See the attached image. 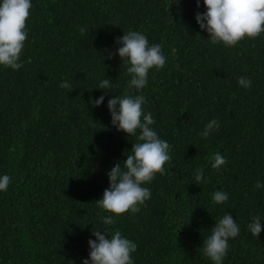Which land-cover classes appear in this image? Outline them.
<instances>
[{
  "label": "trees",
  "instance_id": "trees-1",
  "mask_svg": "<svg viewBox=\"0 0 264 264\" xmlns=\"http://www.w3.org/2000/svg\"><path fill=\"white\" fill-rule=\"evenodd\" d=\"M32 2L24 67H0V173L12 177L0 193V264H82L94 225L137 242L135 264H212L202 241L229 212L240 234L224 264H264V230L255 237L247 229L252 216L264 217V189L254 187L264 183V34L233 47L212 44L195 19L206 10L202 0L199 8L196 0ZM129 30L144 32L168 57L139 94L172 161L148 185L141 210L109 226L96 200L136 139L111 125L107 98L138 93L128 88L127 65L104 50ZM105 75L117 89L93 107ZM240 76L252 86L241 87ZM64 80L72 91L60 87ZM213 118L221 128L205 140L200 133ZM216 152L227 157L220 170L211 167ZM217 190L228 201L216 204Z\"/></svg>",
  "mask_w": 264,
  "mask_h": 264
},
{
  "label": "clouds",
  "instance_id": "clouds-1",
  "mask_svg": "<svg viewBox=\"0 0 264 264\" xmlns=\"http://www.w3.org/2000/svg\"><path fill=\"white\" fill-rule=\"evenodd\" d=\"M181 0H176L179 4ZM205 11H197L196 22L201 30L209 34L212 44L222 43L225 47L236 46L246 38H256L264 34V0H202ZM197 7L201 0H196ZM33 9L32 0H0V67L20 70L24 67L21 59L25 41L28 38L27 20ZM84 32V29H81ZM114 49L105 48L108 59L117 55L127 65L130 77L128 88L135 89L138 94L124 92L108 97L115 92L114 80L105 75L99 79L96 89L105 90L99 97H90L93 107L104 104L111 115V125L117 131L135 137L131 154L126 156L123 164L116 162L107 172L109 187L100 199L96 200L98 208L110 213L100 217L103 225H114L116 218L124 213L135 214L151 198L148 185L157 173L163 175L167 171L165 165L171 164L172 146L163 139L153 125L156 121L150 111L145 109L148 103L142 92L149 84L150 72L162 70L167 63V55L161 44L150 43L148 36L138 30H129L115 38ZM238 84L247 89L252 80L246 76L238 77ZM60 87L72 91L74 88L67 80L61 81ZM221 123L211 119L200 133L205 140L213 133H218ZM227 163V157L216 152L213 154L211 167L220 170ZM205 177L197 173L195 181L201 184ZM12 177L0 173V193L9 190ZM256 189H264L259 180ZM216 204H223L229 199V193L217 190L212 194ZM190 219V218H189ZM189 219L186 223L189 222ZM264 217L257 214L247 223L251 235L260 237L264 230ZM240 234V225L231 213L219 217L211 227L210 234L202 241V255L212 264H224L228 255L229 241ZM95 237V238H92ZM89 255L82 264H135L134 254L138 244L125 236L120 230H110L94 225L88 240Z\"/></svg>",
  "mask_w": 264,
  "mask_h": 264
}]
</instances>
